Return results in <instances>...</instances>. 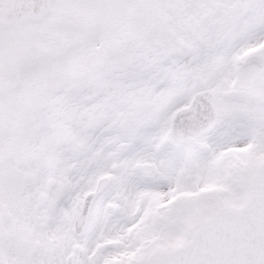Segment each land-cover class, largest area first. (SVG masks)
Wrapping results in <instances>:
<instances>
[{
	"label": "snow or ice",
	"instance_id": "1",
	"mask_svg": "<svg viewBox=\"0 0 264 264\" xmlns=\"http://www.w3.org/2000/svg\"><path fill=\"white\" fill-rule=\"evenodd\" d=\"M0 264H264V0H0Z\"/></svg>",
	"mask_w": 264,
	"mask_h": 264
}]
</instances>
